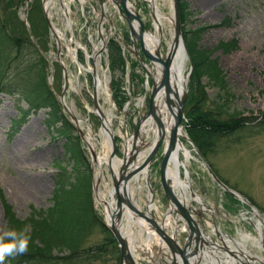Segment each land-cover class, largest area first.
Wrapping results in <instances>:
<instances>
[{
    "label": "rangeland",
    "instance_id": "374dc122",
    "mask_svg": "<svg viewBox=\"0 0 264 264\" xmlns=\"http://www.w3.org/2000/svg\"><path fill=\"white\" fill-rule=\"evenodd\" d=\"M129 1L140 16L145 29L155 32L153 15L147 2L145 0ZM4 2L5 0H0V21L5 22L4 27L9 39L16 36L21 39V43L17 53L9 46H5L0 54V62L5 67V76L1 80L4 82V89L0 91V231L6 226L1 199L11 206V211L16 218L23 219L27 217L31 208L46 209L51 205V193L56 184L57 172H59L57 164H63L67 166L66 170H69L66 165V153L62 147V137L50 138L49 134H55L56 131L46 127L44 123L48 108L40 106L36 110L29 109L23 95L12 90L19 82L30 86L36 79V71L41 69L45 85L47 86L49 75H51L52 89L58 94L62 85V66H64L68 85L65 102L79 119L80 128L90 136L96 154L101 156L98 154L100 149L103 151L101 154H106L108 151L106 136L101 134L99 118L90 111L92 109L91 78L70 60L65 51L59 52L62 65L58 62L59 60L57 61L53 35L47 29L41 14V0ZM55 2L49 6L51 18L63 32H59V37L64 38L63 44L71 50L72 39H75L90 51V43L98 44L95 17L91 15L86 21H82L83 16L79 14L78 3L70 0L66 2L71 3L72 8L75 4L73 10L68 7L73 30L70 35L63 13L58 7V0ZM152 2L157 12L160 13L161 42L159 49L161 54H164L171 33L170 0H152ZM184 2L187 14L186 26L205 25L199 30L197 45L208 50L210 58L216 60L225 81V87L219 89L217 85L211 83V80H207L205 75L198 76L192 69V62L188 55L184 53L181 85L185 73L191 66L184 112L186 113L197 100L201 99L204 103L202 108L212 115L227 117L229 113L236 112V115L244 118L242 124L229 131L214 133L209 131V135L196 136V139L200 144L199 149L204 161L228 186L244 194L258 209L260 217L264 220V0H184ZM56 6L59 9H56ZM110 15L118 32L117 37L118 35L120 38L123 37L126 32L124 21L116 11L110 12ZM83 25L85 27L81 28ZM80 31L82 36H80ZM230 40L233 42L227 50L214 48L219 41ZM61 48L62 46H58L57 50ZM108 50L110 54L114 52V48L109 47L106 53L101 54V59L95 58L96 74L101 81L97 100L101 111L109 118L111 131L116 137L117 146H120L124 134L128 136L136 124L141 112L139 100L144 93L148 94L150 83L146 81L145 84L144 71L139 66L129 69L127 65L125 70H122V67L112 65L109 72ZM38 55L40 60L37 66L35 61ZM75 57L78 58L80 64H85L82 54L78 53ZM88 61L91 64V61ZM124 72L126 76L122 79ZM111 76L112 78L116 76L121 80L124 100L130 99V104L125 106V101L120 109L116 108L109 95ZM222 102L226 104L220 109L219 103ZM59 107L63 112L62 107L60 105ZM23 111L26 113L23 121L19 123ZM63 114L68 118L64 112ZM13 120L18 121L14 127L11 124ZM68 122L72 125L70 121ZM55 125H58V122ZM180 125L182 133L180 140L191 152V156L184 166H179V176L183 181L187 175L191 190L203 204L208 206L207 212L201 211L203 226L212 227L211 222L213 221L216 227L226 232L236 245L264 259V250L255 228L256 216L251 213L249 206L243 200L232 196L209 176L194 150L195 146L191 142V137L188 136L186 116ZM143 130L145 131H142L143 135L147 137L151 135L148 124ZM83 148L88 155L84 143ZM119 154L120 152L118 156ZM180 158H183L181 151ZM158 162L159 158H156L147 168V179L152 190L153 203L158 206L157 213L164 210L166 204L158 180ZM60 174L63 180V172L61 171ZM104 178L106 181V177ZM139 182L140 188L133 190V197L144 206L147 203L146 184L143 177H140ZM135 183L136 181H132L131 185L134 186ZM176 188L180 191L179 187ZM184 191L187 194V203L190 202L193 207L200 209V205L188 196V186L184 187ZM99 192L103 193L101 187ZM179 193L181 195V192ZM92 206L94 212L104 220L102 204L93 194ZM261 228L259 231L264 235V223ZM131 230L132 237L135 240L137 238V241L139 239L138 242H134L136 248L134 255L139 264H145L144 262L147 261L143 246L146 240L145 234L139 232L137 225L134 224ZM106 233L99 224L91 220L89 227H86L81 235L76 253L57 259L49 255H37L31 259L32 262L23 264H117V252L113 249L102 252L85 250L88 245L93 246L100 242ZM150 246L154 247L153 243ZM65 253L66 250L56 253L55 248L51 251V254L63 255Z\"/></svg>",
    "mask_w": 264,
    "mask_h": 264
},
{
    "label": "water",
    "instance_id": "95a60500",
    "mask_svg": "<svg viewBox=\"0 0 264 264\" xmlns=\"http://www.w3.org/2000/svg\"><path fill=\"white\" fill-rule=\"evenodd\" d=\"M51 0H45L42 3V13L47 28L50 29L54 38L57 41L58 37L54 30V25L47 14V7ZM118 10L120 16L124 19L128 38L132 45V52L137 57L139 64L143 67L145 76L150 80V89L146 101V109L141 111L136 125L131 133V141L129 149L122 153L119 158L116 168H113L111 161L115 157V141L108 122L104 123L106 118L103 116L96 101V74L94 67L91 70L92 76V101L95 112L100 119V126L106 131L109 152L105 164L109 171L111 181L108 199H99L97 195L98 182L100 179V163L97 155L91 144V138L78 126V120L71 112L69 107L63 101V92L65 90V76L63 79L62 88L58 95V100L61 106L67 111L71 118L74 127L76 128L79 137L85 142L90 155L91 168V189L92 194L98 199L103 207L108 218L105 225L113 235L118 246V264H137L133 259L125 235L119 229L122 223L124 210L129 213L130 217L139 223V219L144 220L150 229H152L158 237L165 243L170 254V263L166 264H200L202 252L205 247H212V243L204 237V230L199 221L191 215L194 212L197 216L201 215L199 210H195L193 206H185L173 190V186L167 176V165L171 153L175 150L178 139L179 122L184 112V102L187 91V81L191 66L185 73L180 91L176 89L170 80L171 59L177 47H181L184 53L187 54L183 39L181 24L179 18L178 0H170L171 15L169 17L171 25L170 41L164 54L160 53L159 41L161 38L160 26H157L156 43L150 47L145 42V38H149L150 32L145 30L142 21L137 14V11L129 4V0H112ZM150 10L152 9V1L148 0ZM101 16V13L99 14ZM104 43V42H103ZM59 42H57V49ZM158 73V75H156ZM51 87V84H49ZM162 95L160 103H156L158 95ZM145 100L143 101V104ZM170 119V123L165 122ZM145 121H150L155 128V134H152L150 139H145L141 134V125ZM106 122V121H105ZM161 149V157L158 165V178L163 194L170 206L176 213L179 214L185 224V235L181 243L178 242L175 231L171 235L167 234L163 229V222H157L151 215V212L144 208L139 209L129 194V181L146 169L151 163L157 151ZM197 156L203 163L209 176L221 188L227 190L237 198L247 203L250 211L258 216L253 205H251L244 196L236 193L226 184H224L213 170L204 161L201 154L194 148ZM143 153V154H142ZM98 159V160H97ZM96 174H93V173ZM95 175V176H94ZM147 189L151 192L148 180L145 178ZM189 195L195 199V193L189 188ZM112 199V200H111ZM215 244V243H214ZM217 247L219 245L215 244ZM226 249L228 254L232 255L237 262L234 264H255L253 260L257 259L260 264H264L255 256L245 255V261H241L238 255L234 254L226 246H221ZM264 248V245H263ZM191 260V262H190Z\"/></svg>",
    "mask_w": 264,
    "mask_h": 264
},
{
    "label": "trees",
    "instance_id": "16d2710c",
    "mask_svg": "<svg viewBox=\"0 0 264 264\" xmlns=\"http://www.w3.org/2000/svg\"><path fill=\"white\" fill-rule=\"evenodd\" d=\"M179 14L183 42L190 56L193 71L198 76L205 75L207 80H211V83L217 85L219 89L225 87V81L216 60L210 58L208 50L200 48L197 45L198 33L202 26H186L187 14L184 0H179ZM4 26H6L5 22L1 20L0 54H2V49L5 46H9L17 53L21 39L16 38V36H12L9 39ZM231 42L233 40L219 41L214 48L227 50ZM39 60L38 55L35 65H39ZM41 71V69L36 71V79L30 86H25L26 84L19 82L12 90L23 95L28 107L33 110L40 106H46L48 108L44 123L46 127L53 128L56 131L55 134H50L51 138L55 136L62 137V147L66 153V164L69 165V170H66L63 165L58 164L60 170L57 172L56 184L51 193L52 203L46 209L35 210L31 208L27 217L19 219L11 211V206L3 201L2 204L7 228L16 231L28 228L31 236L28 252L23 255L6 258L5 264L32 262L33 260L31 259L37 255H49L51 258L57 259L76 253L81 235L86 227H89L91 220L99 224L102 230L107 233L100 242L93 246L88 245L85 250L102 252L113 249L117 252L112 236L93 210L90 192V169L81 141L78 135L73 132V126L68 122L63 112H61L57 99L48 86L45 85ZM4 76L5 67L0 62V91L4 89V82L1 81ZM115 92V96H118L117 91ZM121 100L117 99L118 106L121 105ZM219 104V108L221 109L226 103L222 102ZM203 105L204 103L203 101L201 102V99L197 100L195 105L185 113L188 124V136L191 137V141L199 151L200 144L196 136L209 135V131L211 133L216 131H229L242 124L244 120L240 115H236V112L229 113L227 117H220L216 114L212 115L208 110L202 108ZM25 113L26 111H23L19 123L23 121ZM56 122H58V125H55ZM12 123L16 124L18 121L13 120ZM61 171L63 172V180L61 179ZM54 248L57 250V253L62 250H66V253L63 255L51 254Z\"/></svg>",
    "mask_w": 264,
    "mask_h": 264
},
{
    "label": "bare ground",
    "instance_id": "6f19581e",
    "mask_svg": "<svg viewBox=\"0 0 264 264\" xmlns=\"http://www.w3.org/2000/svg\"><path fill=\"white\" fill-rule=\"evenodd\" d=\"M152 15H153V27L154 29L156 30L157 29V26L160 25V13L157 12L156 10V6L152 4ZM68 19V17H67ZM53 25L58 28L59 26L56 25L53 21ZM68 27V26H67ZM55 32H56V29L54 28ZM157 32V31H156ZM150 40V47L154 46L155 43H156V35H155V32H152L151 34H149V38ZM58 42V41H57ZM183 59H184V52L182 50L181 47H177V50L173 53V56H172V59H171V69H170V80L171 82L174 84V86L176 87V89L179 91L180 90V87H181V78H182V70H181V66H182V63H183ZM158 75V73L156 74ZM103 82V81H102ZM98 85L100 86V84L98 83ZM98 86V87H99ZM100 90V89H99ZM105 92V91H104ZM162 99V97H161ZM160 95L157 96L156 98V103L158 104V102H160ZM112 112V111H111ZM112 114V113H111ZM109 117V116H108ZM109 119V118H108ZM108 119L106 118V122L104 121L105 125L106 123L108 122ZM165 122L167 124L170 123V119H166ZM146 123L149 124L150 126V121H146ZM146 123H145V126H146ZM80 124V123H79ZM109 124V122H108ZM81 126V125H80ZM153 131V134H155V128L154 127H150ZM148 129V128H147ZM144 131V130H143ZM92 132V131H91ZM145 132V131H144ZM149 133V132H148ZM147 133V134H148ZM101 134L104 136H106L107 138V135H106V131L102 129L101 131ZM182 134V133H181ZM100 137V136H99ZM106 140V139H105ZM108 148V147H107ZM180 151L183 153V158H180ZM191 152H189V150L187 149V147L184 146V144L179 140V142L177 143L176 145V148L175 150L171 153L170 155V158H169V162H168V165H167V176L169 178V180L171 181V183L175 186V187H179L180 191L178 192H181V199L183 200V202L186 200L187 198V194L185 193L184 191V187L188 186V181H187V175L185 177V180H181L180 176H179V166L180 165H183L185 164V162L188 160V158L191 156L190 154ZM103 158V157H102ZM104 160L107 159L106 158H103ZM98 160V159H97ZM112 162V161H111ZM112 164V163H111ZM174 170V171H173ZM146 169L142 171V174L143 175H146ZM142 175V176H143ZM138 178L136 180V183H135V187L134 189H138L140 188V182H139V175H137ZM101 194V193H100ZM146 197H147V204L145 207H147V209L150 211L151 207H153V202L151 201V198L149 199V193L146 194ZM196 199L198 200V198L196 197ZM254 215V214H253ZM257 217V216H256ZM144 222V220L142 219H139V223L141 222ZM253 221V220H252ZM262 220L257 217L255 219V228L256 230L259 232L260 234V242H263L264 243V235L261 234V232L259 231L260 228H261V225H262ZM136 224L138 225V223L136 222ZM132 221L128 218V216L126 217H123V221L121 223V225L119 226V229L120 231L122 232L123 235H126V237L129 239L132 235H131V229H132ZM145 227V224L142 223V227L139 228L141 229L139 232L146 234L145 235V238L146 240H149L151 237H152V233L151 231H148L145 229L142 230V228ZM262 229V228H261ZM138 230V229H137ZM134 233V232H133ZM138 236H139V233H138ZM136 238V237H135ZM130 241H128V243L130 244H134V240L132 239H129ZM137 240V238H136ZM135 240V241H136ZM139 241V239H138ZM137 241V242H138ZM141 241V240H140ZM144 241V240H143ZM231 242V241H230ZM130 244V246H131ZM139 245V244H138ZM141 245V244H140ZM241 247V246H240ZM138 249V248H137ZM131 252H132V256L133 258L135 257L134 256V245H132L131 247Z\"/></svg>",
    "mask_w": 264,
    "mask_h": 264
},
{
    "label": "clouds",
    "instance_id": "9594fccd",
    "mask_svg": "<svg viewBox=\"0 0 264 264\" xmlns=\"http://www.w3.org/2000/svg\"><path fill=\"white\" fill-rule=\"evenodd\" d=\"M31 236L28 228L21 231L8 229L0 231V264H5L6 258L23 255L28 252Z\"/></svg>",
    "mask_w": 264,
    "mask_h": 264
}]
</instances>
